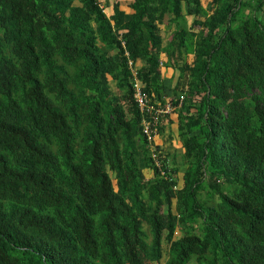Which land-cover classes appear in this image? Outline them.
<instances>
[{"label": "trees", "instance_id": "16d2710c", "mask_svg": "<svg viewBox=\"0 0 264 264\" xmlns=\"http://www.w3.org/2000/svg\"><path fill=\"white\" fill-rule=\"evenodd\" d=\"M210 1L0 0V264H264V0ZM130 60L180 71L182 185Z\"/></svg>", "mask_w": 264, "mask_h": 264}, {"label": "crops", "instance_id": "0c3cea01", "mask_svg": "<svg viewBox=\"0 0 264 264\" xmlns=\"http://www.w3.org/2000/svg\"><path fill=\"white\" fill-rule=\"evenodd\" d=\"M104 2L103 5L108 2H110V12H112L113 8V2L114 0H101ZM121 2V5L124 9L127 11H132L130 7V3L133 0H119ZM205 3V2H204ZM206 5V4H205ZM188 22L190 23L193 20V16H188L187 17ZM167 25L166 23L162 24V34L164 36V43L166 44L168 42V35L171 34V31L176 27L175 24L170 23L169 27L166 28ZM187 58L189 61H193L194 56L192 53L186 54ZM162 60L166 61V55L165 53L162 54ZM162 71H163V82L166 86V99H174V100H179V97L182 93H185V91L181 88L174 91L177 87V83L179 82V77H180V71L177 68L174 67H168L163 65L162 66ZM177 104V103H175ZM182 106H177L174 111L167 115L161 125L160 133L156 136L155 138V144L159 146L164 153L167 155L169 163L173 164L175 162H178L180 166V171L179 173L183 170V175H184V170L187 166L186 163L183 162V154L185 151L184 147V138L181 133V128L184 125V119L187 114V112L183 109ZM146 173L148 175H153V170L152 169H147ZM181 184V182H180Z\"/></svg>", "mask_w": 264, "mask_h": 264}, {"label": "built area", "instance_id": "2783aa9c", "mask_svg": "<svg viewBox=\"0 0 264 264\" xmlns=\"http://www.w3.org/2000/svg\"><path fill=\"white\" fill-rule=\"evenodd\" d=\"M133 66V74L135 78V91L134 98L140 108L147 111L149 114L143 119V132L145 133L151 149L152 155L155 162L160 165V155H162V150L158 149L155 144V138L160 133L161 125L164 118L171 114L177 106H182L184 104L185 94L182 93L179 97L177 104L172 103L170 100H166L164 105L153 104L150 99L149 93L144 90V86L137 78V71L134 68V62L130 60L129 62Z\"/></svg>", "mask_w": 264, "mask_h": 264}, {"label": "rangeland", "instance_id": "374dc122", "mask_svg": "<svg viewBox=\"0 0 264 264\" xmlns=\"http://www.w3.org/2000/svg\"><path fill=\"white\" fill-rule=\"evenodd\" d=\"M103 4H104V2L103 1H101ZM204 2L205 3H207V4H209V2H211L210 0H204ZM108 5V6H107ZM105 9H106V11L107 12H110V2H108V4L106 3L105 4ZM249 10V9H248ZM169 36V35H168ZM167 36V37H168ZM168 39V38H167ZM189 50L191 51V48H189ZM192 52V51H191ZM112 85H113V87H115V84L114 83H112ZM178 178V180H179V182H181V185L183 184V182H184V180H183V170L179 173V176L177 177ZM165 246L167 247V243H165Z\"/></svg>", "mask_w": 264, "mask_h": 264}]
</instances>
